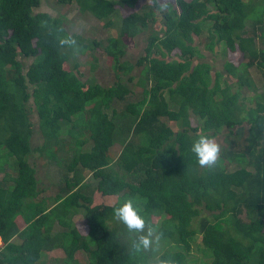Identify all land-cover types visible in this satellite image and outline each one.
<instances>
[{
  "label": "trees",
  "instance_id": "16d2710c",
  "mask_svg": "<svg viewBox=\"0 0 264 264\" xmlns=\"http://www.w3.org/2000/svg\"><path fill=\"white\" fill-rule=\"evenodd\" d=\"M55 1L114 33L89 40L67 30L64 14L36 12L41 0H0V264H44L54 249L62 255L51 264H264V0ZM122 6L137 10L119 15ZM142 31L144 53L123 59L124 39ZM204 32L206 49L241 60L213 72ZM69 37L76 43H61ZM90 46L110 59L111 84L69 65L72 48ZM134 78L137 92L124 82ZM220 135L215 164L200 165L192 142ZM68 147L72 174L45 195L29 158ZM86 177L114 203H92ZM126 196L158 235L148 249H133L139 233L114 214Z\"/></svg>",
  "mask_w": 264,
  "mask_h": 264
},
{
  "label": "rangeland",
  "instance_id": "374dc122",
  "mask_svg": "<svg viewBox=\"0 0 264 264\" xmlns=\"http://www.w3.org/2000/svg\"><path fill=\"white\" fill-rule=\"evenodd\" d=\"M159 4H163L165 2L173 3L174 0H156ZM141 6H149L153 4V0H141ZM140 6V7H141ZM137 10L134 6L133 8H129L127 6L118 7L117 11L118 14L126 15L127 13ZM36 12H48L53 16L64 14L65 15V27L69 32H76L81 34L84 38L89 40L95 39L96 41L105 42L106 37L110 33H114L111 31L109 27L105 26V20L98 19L95 16L91 15L90 13H81L78 11L77 6L75 3L71 5H64L59 4L55 0H41L40 6L35 8ZM155 27H158L155 24ZM146 31L140 32L134 38L128 39L125 38L126 42V54L123 56V59H126L130 62H135L137 57L140 54L144 53V47L146 44ZM198 39V38H197ZM196 39V43H197ZM199 47L205 53V57H209V59L213 58L212 62L213 72L215 69L221 70L222 64L225 59H228L234 63H237L241 60L240 53L238 51H231L226 50V53L222 52L221 50L218 51L216 49L215 52L210 51L209 49L205 48V32L201 37H199ZM85 40V42L89 41ZM91 42H89L90 44ZM73 54L71 59L69 60V65L72 66L73 62H78L79 68L81 71V78L84 79H92L97 81L102 85H109L115 80L114 72L111 68V62L108 56L103 52L102 47L100 46H90V49H87L85 53L81 54L77 50L73 49ZM33 58L25 59L26 66L32 61ZM92 64L95 66L93 67ZM141 67L136 66L134 72L138 74ZM255 76L256 74L253 73ZM126 78V77H125ZM129 84L130 87L134 89L135 92L139 90V87L136 83V78H134L133 82L124 81ZM261 90V88H260ZM31 119L34 122V134L32 136V145L37 146L42 143V137L40 132L37 130V116L35 112L31 113ZM71 143L72 141L68 140ZM215 142L222 143V136L215 137ZM121 146L116 144L113 146L112 150L116 154L120 150ZM58 152L54 154L53 158H49L48 155L42 156L39 155L37 152L35 154H31L30 162L33 163L34 167L36 168V174L39 179V185L44 187L45 195H56L59 183L63 182L64 176H68L70 178L72 172L68 171L66 168V163L71 160V153L72 150L68 147V150H57ZM50 156V155H49ZM51 159V161L48 160ZM54 160V161H53ZM0 174V178H1ZM85 182L89 183V187L84 188L82 192L90 195L92 203H100L105 201L106 203H114V198H107L103 196H99L95 187H96V180L91 177H86L84 179ZM21 221V219H19ZM73 221L79 224L80 222H84V217L81 212L76 214L73 217ZM23 222V221H22ZM22 222L20 225H22ZM58 228H60L58 226ZM81 232H84V227H81ZM2 242L0 241V245ZM62 255V252L58 249H54L49 251L41 260L44 264H51L55 261L57 256ZM76 256L80 259V261H85V254L83 252H79Z\"/></svg>",
  "mask_w": 264,
  "mask_h": 264
},
{
  "label": "clouds",
  "instance_id": "9594fccd",
  "mask_svg": "<svg viewBox=\"0 0 264 264\" xmlns=\"http://www.w3.org/2000/svg\"><path fill=\"white\" fill-rule=\"evenodd\" d=\"M63 44L73 45L76 40L72 37L61 41ZM191 151L195 154L198 163L202 166L215 164L220 148L219 145L209 137L200 136L192 142ZM115 216L126 225L129 231L139 233L132 247L135 251L148 249L152 246L158 235L153 228L147 226L146 219L141 213V208L136 199L132 196L122 198L117 207L114 208ZM160 264H173V261H161Z\"/></svg>",
  "mask_w": 264,
  "mask_h": 264
}]
</instances>
